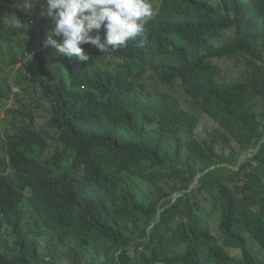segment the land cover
<instances>
[{
	"label": "trees",
	"instance_id": "1",
	"mask_svg": "<svg viewBox=\"0 0 264 264\" xmlns=\"http://www.w3.org/2000/svg\"><path fill=\"white\" fill-rule=\"evenodd\" d=\"M30 1L0 0V264H264V0H151L83 62Z\"/></svg>",
	"mask_w": 264,
	"mask_h": 264
},
{
	"label": "clouds",
	"instance_id": "2",
	"mask_svg": "<svg viewBox=\"0 0 264 264\" xmlns=\"http://www.w3.org/2000/svg\"><path fill=\"white\" fill-rule=\"evenodd\" d=\"M42 15L54 25L43 42L45 49L83 62L89 60L83 45L108 53L143 37L156 9L151 0H44ZM0 59L8 60L6 52ZM74 180H86V166L80 167Z\"/></svg>",
	"mask_w": 264,
	"mask_h": 264
},
{
	"label": "rangeland",
	"instance_id": "3",
	"mask_svg": "<svg viewBox=\"0 0 264 264\" xmlns=\"http://www.w3.org/2000/svg\"><path fill=\"white\" fill-rule=\"evenodd\" d=\"M27 1H28L30 4H33V3H31L30 0H27ZM153 5H154V8L157 9L155 2H153ZM30 8H31L32 11H34V9H33V5H32V6L30 5V6L28 7V9H30ZM18 21H20V19H16V20H15V22H18ZM31 22H32V21H31ZM42 36H43V33L40 32V37H42ZM20 59L23 60L24 62H25L27 59H29V53H28L27 48H22V49H20ZM237 65H238V64H236L235 62H232V61H231V62H228L227 65H226V70H225L224 74L222 75V80H225V82H234V81H236V80L239 78V76L241 75L242 71H243V68H241V67H237ZM147 78L149 79V82H153V81H154V80H152V79L150 78L149 75L147 76ZM14 91H16V90H14ZM202 118L205 119V121H206V122H205V123H206V126H207V128H208L209 130H214V129H217V128H218V124H217L216 122H214L213 119L210 118L209 116H204V117H202ZM58 150H59V151H62V148H61V147L53 146V147L48 151V155L52 157V156L55 155V153H56ZM66 166H67V165L64 164V165L60 168L61 173H63V174H68V175H70V176H72V177H76V173L73 172V171L70 170V169H67ZM77 176H79V175H77ZM26 195H27V196H31V195H32V191H31L30 189H28V191L26 192Z\"/></svg>",
	"mask_w": 264,
	"mask_h": 264
}]
</instances>
